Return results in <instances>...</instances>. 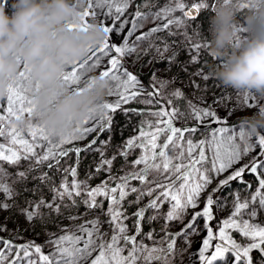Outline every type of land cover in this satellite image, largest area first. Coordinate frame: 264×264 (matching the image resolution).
<instances>
[{
    "label": "snow or ice",
    "instance_id": "6c2138e0",
    "mask_svg": "<svg viewBox=\"0 0 264 264\" xmlns=\"http://www.w3.org/2000/svg\"><path fill=\"white\" fill-rule=\"evenodd\" d=\"M255 2L264 4V0ZM144 3L145 0H140L139 4L135 0H89L86 15L93 18L103 16L105 20H112L110 26H104V30L110 35L102 47L93 49L85 60L77 62L66 71L63 81L67 89H79L78 86L86 82L84 77L89 71L95 70L99 71L100 77L112 82L108 96L116 99L105 102L102 110L92 116L91 119L97 121L95 127H83L78 130L79 135L53 140L43 127L29 125L27 131L31 139L25 138L24 129L11 121L25 117V114L27 117L34 114L35 109L28 93L33 94L35 89L32 88L27 69L13 79L7 97V117L0 115V138L7 141L0 142V213L19 211L29 222V227L52 223L56 225L57 231L46 233L47 239L43 245L35 241L17 245L14 240L0 237V264H176V258L183 256L184 251L191 247L190 237L199 234L200 220L204 221L206 237L196 252L197 264H264V225L253 219L257 217V211L250 206L255 204L264 209V135L258 136L255 145L245 142L242 146L237 139L245 140L243 125H239V132L226 126L227 120L235 115V111H226L225 116L220 117L218 111L213 110L212 104L208 103L206 96H196L197 103L188 99L179 89L161 96L162 90L168 87L169 80L158 79L153 72L150 77L152 87L146 88L138 74L126 64L127 59H132V67H135L141 56L150 51L157 54L169 51L170 46L175 47L178 42L169 40L168 37L182 35L185 43L190 42L192 37L184 31L187 27L185 21L172 14L179 11L189 21L196 22L197 15H194V11L200 14L202 10L209 8V4L205 0L193 3L188 0H171V3L158 11L142 12L140 7ZM130 7H134L133 11L128 12L131 19H121ZM157 20L162 23L146 32L141 31L147 23ZM128 25L130 27L125 32V26ZM240 31L243 32L244 29L241 28ZM137 32L140 34L136 35ZM160 32L167 33L165 37H157L163 47L150 39ZM111 36H116L120 43L117 44ZM133 36L135 39H132ZM202 47L205 45L191 44L189 50L192 54L188 56V60L181 62L176 59L174 63V66H179L188 76L187 83L194 93L202 89L198 80L202 70L196 68L200 63L196 53ZM170 63L173 61L170 60ZM189 67L192 68L191 72ZM202 79L207 81L209 78L203 75ZM178 99L185 100L183 109L174 103ZM251 99L260 102V98L256 96ZM162 100L167 107L161 106ZM212 103L227 108L229 102L221 96L213 97ZM130 104L141 107H125ZM255 106L257 105L249 102V94L244 93L241 107L251 111ZM118 112L129 120L132 116H138L140 120L135 126L136 134L117 146L112 157L108 158L104 156V149L110 145L115 115ZM206 119L209 120L207 124L204 123ZM6 120L9 124L7 130ZM190 121L195 123L189 126ZM177 122L185 126L177 127ZM213 122L218 125L214 129L210 127ZM93 132L109 133V137L100 142L103 147L93 148L97 143L96 138H93L85 148L76 147L74 151L77 156L81 151L100 152L102 162L97 171L107 166L109 173L114 161L122 158L123 167L129 170L122 176L110 175L109 180L114 186L109 181H103L94 188L89 187L85 181L76 179V167L64 169L73 179L69 182L65 177L58 186L52 183V177L46 172L32 175L35 169L46 162L49 169L58 165L60 158L68 155L64 144L85 139ZM197 133L201 138L194 139ZM136 149L140 150L137 158L129 162V155ZM252 152L256 153L255 156H251L224 179L218 180L216 187L209 191L214 180ZM21 160L30 163L15 175L3 167L4 163L10 167H19ZM246 173L251 174L257 182L255 195L247 200L236 196L229 216L216 222L214 232V207H220L214 194L234 180L252 188V184L243 179ZM30 178L40 183L29 189L27 181ZM133 180L138 181L140 186L132 185L130 182ZM16 185L23 187L17 191ZM40 185L49 186L51 199L44 198ZM26 191H31L36 198L29 200L25 197L23 204H20L16 197ZM133 194L134 199L128 200ZM98 197L109 202L106 211L103 210V202H98ZM77 198H80L79 201ZM201 198L203 207H200ZM126 200L128 207L136 206L130 214L125 207ZM145 200L147 202L142 203ZM81 203L86 212L72 215L70 210L78 209ZM165 204L169 207L162 211ZM190 209L193 211L189 216ZM97 210H100L99 214ZM245 214L247 218H244ZM101 216L107 219H101ZM63 219L73 223L62 225L60 221ZM161 220L162 235H159L151 225ZM174 222L181 225L175 233L170 230L175 226ZM145 224L150 226L147 232L144 231ZM0 231H7L6 223H0ZM232 232L239 234L244 242H238ZM157 235L159 239L156 238ZM178 239L184 242V247L177 248ZM146 240L151 243H145ZM213 240L218 243L213 245ZM45 247L50 249L47 253L44 251Z\"/></svg>",
    "mask_w": 264,
    "mask_h": 264
},
{
    "label": "clouds",
    "instance_id": "9594fccd",
    "mask_svg": "<svg viewBox=\"0 0 264 264\" xmlns=\"http://www.w3.org/2000/svg\"><path fill=\"white\" fill-rule=\"evenodd\" d=\"M88 9L89 0H0V102L25 69L35 89L34 114L14 120L17 127L38 125L52 138L67 139L102 110L107 78L93 75L73 90L63 81L70 66L108 39L102 22H89ZM210 33L207 50L219 63L208 65L209 74L224 87L264 99V4L218 0ZM241 124L247 138L264 133V104Z\"/></svg>",
    "mask_w": 264,
    "mask_h": 264
},
{
    "label": "trees",
    "instance_id": "16d2710c",
    "mask_svg": "<svg viewBox=\"0 0 264 264\" xmlns=\"http://www.w3.org/2000/svg\"><path fill=\"white\" fill-rule=\"evenodd\" d=\"M157 0H145V3L143 4L142 7H140L141 11H145L151 6H153L154 2ZM211 3H209V8L206 10H202L200 14H197L194 12V15H197V21L192 22L189 21L186 23L188 30L190 33L193 34L195 40L200 43L201 45H205V47H202L200 51L196 53L198 56L200 63L197 64L196 66H200L202 68H206L209 72V67L208 65L213 64V63H219V61H215L212 56L209 55L208 51H205L207 49V43L205 44L204 41L206 39H209L211 37L210 30H209V24L211 23V18L214 15V9L217 5L218 0H210ZM136 4L140 3V0H135ZM158 35H161V32L158 33ZM165 37V36H164ZM178 43L175 47L170 46V50L165 52L162 57L160 58H154L153 62L151 65L144 66L146 62H143L144 58L147 57V54L141 56V60L137 63L136 67L133 68V72L138 74L140 81L147 87L150 88V77L151 73L153 71V66L155 64L159 65H165V73L169 77V81L172 85H174L175 81H177V74L179 76L180 81H183L184 87L186 86V81H185V76L186 74L180 70L179 66H174L175 60L178 59L181 62L187 61L188 56L191 55L190 49V43H185L181 42L179 40H176ZM202 53V54H201ZM201 54V56H200ZM170 60L173 61V63H170ZM127 64V63H126ZM130 67V64L128 65ZM145 67V68H144ZM191 67H189L190 71ZM208 80L205 81V84L209 85L210 88L213 89H218L219 86L222 84L212 77L210 74L208 76ZM174 89H179L182 90L185 95L187 94L182 87H173L172 90ZM187 89V87H185ZM192 89V88H191ZM171 90V91H172ZM190 90V89H187ZM187 97V95H186ZM175 104H177L179 107H182L185 103V100L183 99H178L174 101ZM125 107H141V105H126ZM245 115H241L240 117L237 116L233 120L227 121V125H233L241 119ZM140 120V117L138 116H132L131 119H127L124 115L120 114L119 112L115 115V122H114V130L111 134V142L110 145L104 149V156L111 158L113 153L116 150V147L121 145L125 140H127L129 137H132L131 134L136 133V128L135 126L138 124ZM185 125L183 124H178L177 127H184ZM225 126V125H223ZM210 127H212V124H210ZM109 137L108 132H103L102 134H97L95 132L89 134L86 136L85 139L83 140H74L72 143L65 144L63 147L68 151V155L65 157L60 158V163L56 165L55 167L49 169L47 167V162L44 165H41L39 168L35 169L32 173V175H39L41 172H46L49 176L52 177V183L55 185H59L61 180L64 179L65 177L69 182L72 181V176L67 175L64 171V169H67L69 167H76L77 168V177L78 180L80 181H85L89 187H96L100 185L103 181H109L111 186H114L113 182L109 180L110 175L111 176H122L124 175L125 171H128V168H124V160L122 158H117L114 161V164L111 169V173H109L106 170V167L104 169H100L97 171L98 168H100L101 162H102V157L100 152L98 151H81L79 156L76 155L74 149L76 147H79L81 149L85 148L89 142L93 139L96 138L97 143L93 145V148H101L103 145H101V141L105 140L106 138ZM127 138V139H126ZM7 142V141H6ZM67 158V160H66ZM136 159V156L134 154L129 155L128 160H134ZM78 161V163H77ZM30 161L26 160H21L20 165H19V171L24 170L28 166ZM13 168V167H12ZM13 175H15V171L11 172ZM227 176H224V178ZM40 182L38 180H32L31 178L27 181V187L29 189L35 188L37 184ZM23 187L22 185H16L17 191L20 190V188ZM41 190L43 192L44 198L45 199H51L52 197V192L48 190L49 186L46 185H40ZM216 187V185L214 186ZM212 187V188H214ZM233 187H238V188H244V183H241L239 181H231L229 186H226L222 188L218 193L214 194V198L216 199L218 196H221L222 194L225 193H230L232 191ZM257 187V186H256ZM258 188V187H257ZM25 197L27 199H35L36 195H34L31 191H26L22 192L19 196L16 197V200L20 203L23 204ZM2 198V196H0ZM80 198H77L79 201ZM98 202L102 201L103 202V210L106 211L109 207V202L104 199L103 197H98ZM134 197L130 195L128 197V200H132ZM125 207L127 208L128 213L130 214L135 210V205L132 207H128L127 205V200L124 202ZM168 208L164 207L162 211H166ZM72 215H77L80 214L83 211H86L85 206L81 203L79 204L78 209L76 210H70ZM68 213H65L67 215ZM216 215V212H214V216ZM104 216H101V219H104ZM67 221V219H63L60 222ZM214 221V220H213ZM212 221V222H213ZM215 222V221H214ZM217 222V221H216ZM0 223H6L7 225V230L9 229L8 233L5 235H2L5 239L8 240H14L16 236L23 235V234H42L44 233L43 231L47 228L53 229L56 225L55 224H48L47 226H35V227H29V222H27L24 217L19 213V211H14V212H9V213H0ZM129 225L131 224V220L128 221ZM163 223V221H158L154 222L151 227L156 230V232L161 235L160 233V225ZM149 225L145 224L144 225V231L147 232L149 231ZM234 233V232H232ZM157 235L156 238L159 237ZM233 236H238L236 232L232 234ZM256 254H253V256Z\"/></svg>",
    "mask_w": 264,
    "mask_h": 264
},
{
    "label": "rangeland",
    "instance_id": "374dc122",
    "mask_svg": "<svg viewBox=\"0 0 264 264\" xmlns=\"http://www.w3.org/2000/svg\"><path fill=\"white\" fill-rule=\"evenodd\" d=\"M10 2H11V0H9V3H10ZM188 2H189V3L200 2V0H188ZM205 2H207L208 4L211 3L210 0H205ZM168 3H171V0H157L156 2H154L153 6H151L150 8H148L147 10L142 11V12H155V11H158V10H160L162 7L166 6V4H168ZM93 9H94V5H93ZM133 10H134V7H130V8L128 9V11L125 13V16H124V17H121V19H124V18L131 19V17L128 16V12H131V11H133ZM194 12H195V11H194ZM172 15L175 16V17H177V18H180V19L184 20V21H185V24L188 22V18L183 17L182 14H181L179 11L173 13ZM93 19L98 20V21H100V22L103 21V23H102L103 26H110V25L113 23V21L110 20V19H109V20H105V18H104L103 16H97V17H95V18H93V17H91V16L88 17L89 22H91V20H93ZM117 23H119V22H117ZM161 23H162V21H160V20L154 21V22H152V23H147L146 27L143 28L141 31H145V32H146L149 28L153 27V26L156 25V24H161ZM128 27H130V25L125 26V32H127ZM210 28H211V23L209 24V30H210ZM174 30H175V31H180V29H174ZM184 31H187L188 34L192 37V40L189 42L190 45L193 44V43H198V42L195 40L193 34L190 33V31L188 30L187 27L184 28ZM139 34H140V32H137V33H136V35H139ZM210 34H211V33H210ZM109 35H110V34H109ZM109 35H108V38H109ZM166 35H167L166 32H161V35L154 34L153 37H151L150 39H151L152 42H154V43H156V44H159L161 47H163V45L161 44L160 40L157 39V37H158V36H159V37H164V36H166ZM111 39H112V40H116V43H117V44L120 43V40L117 39L116 36H111ZM132 39H135V36H133ZM168 39H169V40H175V41H176V40H179V41H181V42H185V41L183 40V36H182V35H181L180 37H168ZM210 40H211V37H210L209 39H206V40L204 41V43L206 44V43H207L208 41H210ZM130 42H131V40H130ZM190 45H189V46H190ZM144 46H145V47L147 46V41L145 42V45H144ZM94 50H95V49H94ZM205 51H208V50L205 49ZM208 53H209V52H208ZM163 54H164V53H163ZM163 54H157V53H155L154 51H150L149 54H147V57H145V58L143 59V60H144L143 62H146L147 65L149 66V65H151V63L153 62V59H154V58H160V57L163 56ZM201 54H202V53H201ZM201 54H200V56H201ZM89 55H91V53H90ZM212 58H213V57H212ZM140 60H141V59H139L138 62H139ZM80 62H82V61H80ZM138 62H137V63H138ZM126 63H127V66L130 64V67H129V68H130L131 71H133V68L136 67V66H135V67H132V64H133V60H132V59H127V60H126ZM137 63H136V65H137ZM72 67H73V66H70L66 71H69ZM164 67H165V65L155 64V65L153 66V71H152L151 75L153 74V72H155V75H156V77H157L158 79H165V80H168L169 77H168V75H166ZM144 68H145V67H144ZM196 68L202 70L201 77L198 78L199 82L202 84V89H201V90L196 91V92L194 93L193 89H191L192 87H190V86L188 85V83H187V81H188V76L186 75V76H185V81H186V86H185V87H187V89H190V90L185 89V87H184V85H183V81H180V80L177 79V81H175L174 85H172L171 83H169L168 87H167L166 89L162 90V92H161V96H166L167 94H169V93L171 92V90H172L173 87H177V86L180 87V86H181L182 89L187 93V94H186V95H187V98H188V99H192L194 102H197V103H198V101L195 100V97H196V96H206V99H207L208 103H209V104H212V108H213V110L218 111L220 117H224L226 111H229V110H231V111H235V115H232V116H231V119H228L227 121H229V120H233V119H235L237 116H239V117H240L241 115H245V116H246V115L250 112V111L246 110L245 108L241 107L242 102H243V94H244V93H247V92H245V91H241V90H235V89H232V88H227V87H224L223 85L219 86L218 89L210 88L209 85L205 84V81L202 79V76H203V75H207V76H209V72H208V70H207L206 68H202V67H200V66H196ZM191 71H192V68L190 69L189 72H191ZM93 75H99V71L90 70L89 73H88V75L84 77L85 81H87L88 78L91 77V76H93ZM141 83H142V82H141ZM110 84L112 85V82H111V81H110ZM82 85H83V84H82ZM82 85H80V86H78V87H81ZM142 85H144V84L142 83ZM144 86H145V85H144ZM145 87H146V86H145ZM151 87H152V81L150 82V88H151ZM32 88L34 89V86H33V85H32ZM146 88H147V87H146ZM28 95H29L30 98L32 97V93H28ZM221 96H223L226 100H228L229 103H228V107H227V108L219 107L218 105L212 103V102H213V97H217V98H219V97H221ZM252 96H253V95H250V94H249V102L252 103V104H255V105H257V106L253 107V108L251 109V111H252V110H255L259 105L264 104V99L260 98V102L258 103L256 100H252V99H251ZM115 99H116L115 97H110V96H108L106 102H113ZM161 106H165V107H167V105L164 103L163 100L161 101ZM205 106H207V105H205ZM184 107H185V103H184V105H183L182 107H180V108L183 109ZM0 115H4L5 117H7V99H6L5 101H3V102H0ZM25 118H27V114H25ZM11 123L14 124V120H12ZM193 123H195V122H194V121H190V122H189V126H190L191 124H193ZM204 123H206V124L209 123V120L206 119V120L204 121ZM178 124L181 125V124H183V123L177 122L175 126H177ZM211 124H212V127H211V128H213V129L216 128V127L218 126V125H217L216 123H214V122L211 123ZM240 124H241V121H239V122H237V123H235V124H233V125H228V127L230 128V130H231L232 128H235V131H236V132H239V131H240V127H239ZM96 125H97V121H94V120L90 119V120H89V123H88V124H85L84 127H95ZM183 125H184V124H183ZM220 126H223V125H220ZM8 127H9V124H8V121L6 120V121H5V130H7ZM20 128H21V127H20ZM23 129H24V133H23V134H24L25 138L31 139L30 134H29L28 131H27V128H23ZM201 129L203 130V125H201ZM135 134H136V133L131 134V136H134ZM77 135H79V134H77ZM261 135H264V133H262ZM259 136H260V135H259ZM193 138H194V139H199V138H201V137H200L199 133H197L196 136L193 137ZM126 139H127V138H126ZM257 139H258V136H254V137H251V138H247V137L245 136V140H244V141H239V139H237V142L241 143L242 146H243V144H244L245 142L255 145ZM53 140H59V139H55V138H53ZM82 140H83V139H82ZM162 140H163V137H161V141H162ZM73 141H74V140H73ZM0 142L7 143L6 141L3 140V138H0ZM64 145H65V144H64ZM64 145H63V146H64ZM37 151H41V149H37ZM139 152H140V150H139V149H136V150L133 151L131 154H134V155L136 156V158H137ZM255 154H256L255 152H252V153H250L249 156L243 157V158L241 159V161H240L239 164H234L233 167L230 168L227 172H225V173H223L222 175H220V176L217 178V180H214V181H213V184L209 187V191H211L212 187H214V186L217 184L218 180H222V179H224V176H228V175H230V173H231L235 168H239L242 164L246 163L247 160H248L251 156H255ZM66 160H67V158H66ZM130 161H132V160H130ZM3 167H4L8 172H10V173H11L12 171L17 172V171H19V168H20V167H13V168H12V167H10L7 163H4V164H3ZM72 178H73V177H72ZM76 179H78V178H76ZM243 179H244L245 182H249V183H251V184H252V188H248V187L246 186V184L244 183V188L233 187V188H232V191H231L230 193L222 194L221 196H218V197L216 198V200L218 201L220 207H219V208L214 207V212H216L215 219H214L215 222H214V221L212 222L214 232H215L216 221H221V220H223V219H225V218H227V217L229 216V214H230V210L232 209V205H233V202H234V199H235L236 196H240L242 199H246V200H247V199H250L251 196H254V195H255V191H254V190H257V189H258V188H257L258 185H257L256 180L253 179V176H252L251 174H248V173H246V174L244 175ZM130 183H131L132 185L137 186V187L140 186L139 182H138V181H135V180L131 181ZM256 186H257V187H256ZM132 196L134 197L135 194H133ZM214 199H215V198H214ZM146 202H147V200L143 201L142 203H146ZM250 206L253 207V208H255L256 211H257V217H255V218H253V219H254L256 222H259V223H261L262 225H264V209L259 208V207H258L257 205H255V204H252V205H250ZM164 207L168 208L169 206H168L167 204H165ZM164 207H163V208H164ZM200 207H203L202 198H201V204H200ZM196 210L198 211L199 209H196ZM99 211H100V210H97V214H99ZM191 211H193V210H191V209L189 210V213H188L189 216L191 215ZM85 212H86V211H83V212H81L80 214H77V215H82V214H84ZM74 215H75V214H74ZM244 218H247V215H246V214H245V217H244ZM104 219H107V217H105ZM161 221H162V220H161ZM80 222H81V221H75V223H80ZM186 222H187V218H185V223H186ZM70 223H73V222L67 220V221L62 222L61 224H62V225H68V224H70ZM174 224H175V226H174V227H171V229H170L173 233L177 232V231L180 229V227H181V225H180L178 222H174ZM199 224H200V226H201V230H200L199 234H197V235H193L192 237H190L191 242H192V243H191V247L188 248V249H186V250L184 251L183 256H178V257L176 258V264H197V262H196V260H195L196 252H197V250L201 247L202 240L206 237V231L204 230V221H203V220H200V221H199ZM7 228H8V227H7ZM8 231H9V229H8L7 231H0V237H2V235L7 234ZM52 231H57V227L55 226L53 229L47 228V229H45V230L43 231L44 233H42V234H40V235H38V234H34V233H30V234L28 233V234H26V235L23 234V235L16 236L15 239H14V243L17 244V245H22V244H24V243H26V242L35 241L37 244H41V245H43V244L46 243V239H47V235H46V233H48V232H52ZM234 233H235V232H234ZM234 233H232V234H234ZM161 235H162V234H161ZM233 237H234L238 242H241V243L244 242V241L242 240V238L240 237V235H238V236H233ZM138 239H139V237H138ZM157 239H159V237H158ZM145 243H149V244H150L151 241H147V240H146ZM216 243H218L217 240H213V241H212V244H213V245H215ZM182 247H184V242H183L182 240L178 239V240H177V248H182ZM49 250H50V249H49L48 247H45V248H44L45 253H47ZM253 254H256V253L254 252ZM253 257H254V259H255L256 255H254Z\"/></svg>",
    "mask_w": 264,
    "mask_h": 264
}]
</instances>
